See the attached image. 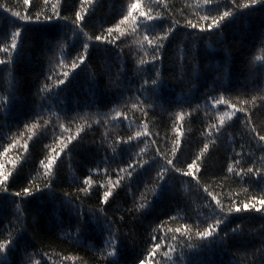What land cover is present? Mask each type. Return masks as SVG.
I'll return each instance as SVG.
<instances>
[{
	"label": "trees",
	"instance_id": "obj_1",
	"mask_svg": "<svg viewBox=\"0 0 264 264\" xmlns=\"http://www.w3.org/2000/svg\"><path fill=\"white\" fill-rule=\"evenodd\" d=\"M132 2L92 0L91 5H85L88 15L84 31L93 39L95 35L106 34L105 30L119 23ZM31 3L35 5L29 8L32 12H38L43 7V0H31ZM165 4L167 18L162 22L161 29L173 19L184 25L186 20L197 22L199 16L205 14L203 0H165ZM219 4L221 10L225 4L231 6L230 0H219ZM79 5L80 0H63L62 12L70 19L74 18V10ZM25 7L29 6H25L23 0H0V46L10 42L14 26H22L23 29L20 51L13 57L15 64L0 65V100L5 96L13 97L7 112L0 108V163L5 165V171L15 175L10 181L8 193L0 189V230H6V236L9 233L17 235L10 246L8 264H18L21 249L24 248H28L30 253H47L43 264H105L97 250L104 247L107 232L102 233L93 221L80 242L68 239L66 233L76 235L77 222L61 201L65 192L77 195V187L82 186L80 182L91 174V197L79 194L82 210L91 219L89 209L101 207L98 197L106 190L101 186L110 179L115 181V169L126 168L133 160L144 163V168L134 172L131 188L118 189L119 195L111 207L105 206L107 215L115 221V227L122 236L128 237L122 246L121 264H131L134 257L150 247L151 229H157L156 235L160 237L157 242L162 244L155 257L158 264H167L163 253L171 246L176 249L175 253H170L174 258L181 252L185 253V261L177 260V264H186L187 260L196 264H237V261L239 264H251L252 250L264 244V217L260 213H233L222 225V230L240 225L243 236L227 246L214 245L196 251L187 245L201 243L195 236V225L199 223L200 230H203L206 225L200 222L210 214L206 205L211 198L205 188L221 199L225 209L233 202H244L253 195L259 196L264 188V180L257 182L251 174L227 172L229 165L236 172L244 168L246 173L248 167L261 168L264 172V167H261L264 161L260 159L264 152L260 151L249 133V128L254 126L264 135V102L260 99L264 96V73L250 71L249 68L252 62L258 69L261 62L256 57L264 56V43H261L264 38V5L234 15L224 25L222 35L177 28L165 43L163 64L158 65L164 83L159 89L155 106L151 108L147 103H140L135 108L132 106L138 98L146 100L149 95L137 93L141 77L145 75L136 70L139 60L151 59V49L140 43L141 33L133 34L131 25H121L125 35L116 39L113 45L90 49L92 55L91 60L86 61L87 67L78 68L67 84L57 89L60 73L70 71L69 68H62L58 61L64 59L66 64H70L75 58V51L70 53L69 49H80L83 37L73 36L67 29L70 26L63 22L21 25L11 13L19 11L23 14ZM46 10L51 11L50 8ZM155 11L161 12L163 8ZM65 35L69 37L67 41L61 39L56 43L55 38ZM202 35L204 39H200ZM181 49L187 53L183 62L180 59ZM192 51L196 53V59L192 58ZM0 58L8 59L4 53H0ZM121 66L125 69L123 72ZM106 71L111 72V77L104 74ZM93 74L100 81L98 86L93 83ZM49 75L52 79L46 80ZM45 83L51 91L37 94L38 88ZM220 95L237 108L245 109L247 116L245 112H237L236 117L227 121L231 126L218 137L210 126L218 123L219 115L232 111L226 105L215 109L211 107L208 97ZM253 97H256L255 102ZM245 100L248 103H242ZM116 111L128 116L132 121L131 127L113 119ZM144 111L148 112L146 118ZM181 111L185 113L182 123L177 120ZM145 120L151 135L142 138L138 147L118 143L126 141L130 135L134 136L135 131L142 130ZM248 120L250 123H246ZM33 124L36 126L32 127ZM61 125L68 127L69 131L65 132ZM176 129L182 135H178ZM68 136H76V139L68 146L71 151L65 150L67 154L58 161L55 193H36L23 203L12 196L11 193L24 186L28 178L34 185L43 187L46 177L35 169L39 167V161L48 155L46 146L59 151V140ZM177 139L181 140V145L174 163L187 170V163L196 160L199 184L191 177L172 175L161 195L154 198L156 174L165 163L156 156L155 149L159 147L168 158H173ZM25 143L29 146L27 152L21 147ZM205 143L209 149L201 156ZM141 148L143 153H140ZM238 152L242 153L240 157H236ZM234 159L240 163L236 164ZM97 168L101 169L99 173L95 171ZM104 168L108 169L107 174ZM121 175L125 176L122 183L128 185L126 175ZM132 193H135L137 204L142 202L141 193L147 201L154 199L151 209L140 220L133 219L125 211L133 206ZM13 201L20 205L19 213ZM121 215L125 216L123 222L119 219ZM33 218L37 221L35 225ZM185 223L192 228L191 239L176 234L178 239L172 240L173 233L169 229L174 230ZM161 224L164 225L162 228L159 227Z\"/></svg>",
	"mask_w": 264,
	"mask_h": 264
},
{
	"label": "snow or ice",
	"instance_id": "obj_2",
	"mask_svg": "<svg viewBox=\"0 0 264 264\" xmlns=\"http://www.w3.org/2000/svg\"><path fill=\"white\" fill-rule=\"evenodd\" d=\"M23 4L25 6H29L25 7L23 14L19 11H13L11 13L13 17L21 22V25L34 22H63L64 24L70 26L67 29L73 33V36L77 38L83 37V40L80 41V49H69L70 53L75 51V58L71 60L70 64H66L64 59L58 61L62 68H69L70 71L65 70L60 73L56 83L57 89H59L61 85H66L70 76L75 73L78 68L81 66L87 67L86 61H90V56L92 55L90 49L97 46L106 47L108 45H113L116 39H119L120 36H124L125 30L121 28V25H131L133 34L141 33L142 40L140 43L142 46H146L147 48L151 49V59L139 60V67L136 70L137 72L144 73L145 75L141 77L142 82L137 89V93L141 96L145 93L149 95L148 99L146 100H140L138 98L137 102L132 106L135 108L140 103H147L151 108L155 106L159 89L164 83V78L158 65L162 66L163 64L162 53L165 48V43L177 28L184 27L195 29L201 34L212 35L213 33H216L222 35L224 25L231 18H233L234 15L244 11L245 9H252L258 5H264V0H242V2L239 3L237 0H230L231 6L225 4L223 6V10H221L219 0H203L205 14L199 16L197 22L186 20L184 25H180L178 20L173 19L166 28L162 29L161 24L167 18V5L165 4V0H148L147 3H144L143 0H133V2L127 6L126 14H122V18L115 27H108L105 30L106 34L95 35L94 39L92 35H89L84 31L86 27V16L88 15V10L85 8V5H91L92 0H80L79 7L74 10V18L71 19L62 12L63 0H54V2L53 0H43V7L38 12H32L29 10L30 7H35V5L31 3V0H23ZM48 8L51 9L50 12L46 10ZM157 8H163V11L156 12L155 9ZM5 11H7V9H5ZM14 27L15 31H13L10 35V42L0 46V53H4L8 57V59L0 58V65H7L10 63L15 64V60L13 58L14 54H17L20 51L21 35L23 29L22 26ZM158 29L160 30L158 31ZM114 33L119 35L114 36ZM61 39L67 41L69 37L65 35L63 37L55 38L56 43H59V40ZM200 39H204V36L202 35ZM49 43L51 44L52 42ZM261 43H264V38H262ZM117 55H119V53ZM145 55H149V53L145 52ZM185 55H187V53L184 49H181V62H183ZM192 58H197L194 51H192ZM256 60L261 62V66L257 69L255 65L250 62V71L264 73V56L256 57ZM124 70V67L121 66V71L123 72ZM104 74L111 77L110 71H106ZM51 79V75L46 77V80ZM92 80L97 86L100 84V81L96 80L94 74L92 75ZM109 86L111 87V85ZM46 91L50 92L51 89L45 83L40 88H38L37 94ZM255 99L256 97H253V102H255ZM260 99L262 102H264V96H261ZM12 100L13 97L5 96L3 100H0V108H3L5 112H7ZM208 101L213 109L220 105H226L228 108L232 109L231 112H224L223 114L219 115L218 123L210 126L211 129L215 130L218 137L225 133L227 127L231 126L227 124V121H230L233 119V117H236L237 112H245V109L237 108L235 104L226 100L223 95L218 97L209 96ZM242 103L246 104L248 101L245 100L242 101ZM37 115H39V113H37ZM143 116L146 118L148 116V112L144 111ZM184 116L185 113L181 111L177 116V120L182 123ZM245 116H247L246 112ZM113 119L117 123L126 124L128 127H131L132 121H130L128 116L121 111H116ZM246 123H250V120L246 121ZM35 126V124L32 125V127ZM61 127L64 128L65 132L69 131L68 127L63 125H61ZM176 131L178 135H182L179 129H176ZM249 133L252 134V139L255 140L259 145L260 151L264 152V135L260 134V132L257 131L254 126L249 128ZM150 135L151 133L148 131V124L145 120L142 130L135 131L134 136L130 135L126 141H119L118 143H122L128 147H138L139 143L142 142V138H147ZM77 136H79V131L77 132ZM29 139L32 138L29 137ZM75 139L76 136H68L67 139L61 138L59 140V151H57L56 148H48L46 146L48 155L46 159H41L39 161V167L35 169L37 173L46 177L43 187L34 185V182L28 178L26 184L20 187L19 190L12 192L11 195L19 198L21 203H23L28 197L34 196L36 193H42L45 191L48 193H55V180L59 175L58 161L62 155L67 154L65 150L71 151V148L68 146L69 144H72L73 140ZM133 141H136V143L133 144ZM152 143H155V141H152ZM180 145L181 140L177 139L176 147H174L172 151L173 158H168L167 154L161 152L159 147L155 149L156 156L164 160L165 163L156 174L155 179L157 183V191L154 193V198L158 195H161L163 188L167 185L168 180L172 175L178 174L183 177H191L193 180H196L197 184H199V178L197 175L199 168L196 160L187 163V170H183L181 167H178L176 163H174L177 153L180 151ZM21 147L25 152H27L29 146L27 143H25ZM73 147H75L74 144ZM208 149L209 145L205 143L203 145L201 156L203 155V152L208 151ZM5 151H7V149H5ZM143 152L144 149L141 148L140 153ZM241 155L242 153H236V157H240ZM21 159H23V157ZM199 159L200 156L197 157V160ZM249 159L252 158L249 157ZM260 159L264 161V156H261ZM234 162L236 164L240 163L238 159H234ZM253 163H255L254 160ZM13 167L14 169L16 168L15 163H13ZM261 167H264V165ZM138 168H144V163H141L139 160H133L127 164L126 168L115 169V181L110 179L106 185L101 186L106 189L103 190L102 194L98 197L101 207L95 210L89 209L91 219H89V215L82 210V204L79 202L81 200L79 195L80 193H82L85 198H90L92 195L93 178L91 174L86 175L80 182L82 186L77 187V195L74 196L69 192H65L63 194L61 203L67 209L69 214L76 218L77 222L76 235L72 236L71 234L66 233V237L68 239L74 240L75 242H80L81 237L88 232L94 221L95 225L100 228L102 233L107 232V236L103 240L104 247L97 250L101 253L105 264H121L122 246L124 241L128 239L127 236H122L119 229L115 227V221L109 218L105 206L111 207L112 203L116 199V196L119 195V192L117 191L118 189L123 190L125 187L131 188V181L133 179L134 172H136ZM95 171L99 173L101 169L97 168ZM103 171L106 174L108 173L107 168H104ZM227 172L233 173L235 175H241L242 173L251 174V176L254 177L257 182L264 180V172L261 171V168L248 167L245 173L244 168H241L239 172H236L235 169L229 165ZM121 173L126 175L129 181L128 185H124L122 183L125 176L121 175ZM14 176L15 175L13 172L5 171V165L0 163V189H2L4 193L9 192L10 181L14 178ZM204 191L207 193V196L211 198V202H214V204L210 202L208 205H206L210 208V214L204 216L200 222L205 224L206 227H204L203 230H200L199 223L195 225V236L201 242L200 245H193L189 243L187 245L189 249L201 251L204 248H210L214 245L227 246L233 240H240L243 236V231L240 225L230 227L228 230H222V225L229 219V217L232 216L233 213L255 212L260 213L261 216L264 217V188L261 189L259 196L253 195L250 199L244 202H233L227 207V209H225L224 204L217 195L211 191H208L207 188H205ZM131 195L133 206L127 208L125 211L127 214L132 215L133 219L140 220L145 216L146 212L151 209L154 199L152 201H147L146 198H144V194L141 193L140 195L142 197V202L137 204L135 193H132ZM13 204L16 206L17 213H19L20 205L17 204L16 201H13ZM16 218L19 219V215H17ZM172 218L174 219L175 217ZM119 219L121 222H123L125 220V216L121 215ZM9 223H11V221ZM32 223L34 225L37 223L36 218H33ZM163 226L164 225L161 224L159 227L162 228ZM5 231L6 230H0V264H8V256L11 255L10 246L13 244L17 236H13L10 233L6 236ZM150 231L153 233L149 241L150 247L146 248L142 253L134 257L131 264H158V262L155 260V257L162 249V244L157 242L160 239V237L156 235L157 229H151ZM169 232L173 233L171 236L172 240L178 239L176 234H179L181 237H187L188 239H191L192 228H190L189 225L185 223L182 225V227H177L174 230L169 229ZM175 250V246H171L168 248V251L163 253L167 264H177V260L185 261L184 252H181L175 258L173 255H170V253H175ZM251 255L253 257L251 264H257V261L258 264H264V244H262L260 248L253 249ZM46 256L47 253H30L28 252V248H24L21 249V259L19 260L18 264H43ZM36 257L39 258L37 259ZM186 264H196V262L193 260H187ZM237 264H239L238 261Z\"/></svg>",
	"mask_w": 264,
	"mask_h": 264
}]
</instances>
